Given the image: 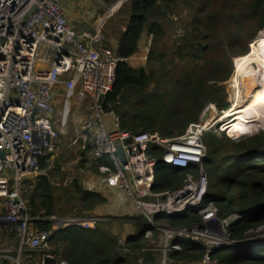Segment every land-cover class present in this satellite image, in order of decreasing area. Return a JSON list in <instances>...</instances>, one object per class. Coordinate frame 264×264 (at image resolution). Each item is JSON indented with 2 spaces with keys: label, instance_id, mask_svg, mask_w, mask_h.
I'll return each instance as SVG.
<instances>
[{
  "label": "built area",
  "instance_id": "1",
  "mask_svg": "<svg viewBox=\"0 0 264 264\" xmlns=\"http://www.w3.org/2000/svg\"><path fill=\"white\" fill-rule=\"evenodd\" d=\"M74 1L0 0V264H68L59 250L53 253L56 231L71 227L93 231L111 220L130 218L113 219L90 212L58 217L32 214L31 182L39 174L40 159L48 157L55 141L65 134L72 102L86 105L91 115L78 134L83 137L82 149L87 144L91 147L87 162L98 168L103 185L121 191L130 200L134 215L140 217L138 233L145 242L154 244L153 235H158L156 245L139 249L137 264H146L148 256L156 258L155 264H182L172 256L185 252L187 244L203 251L198 264H220L212 257L219 249L263 244L264 229H260L264 226L249 231L245 240L235 241L229 229L242 217L233 214L219 219L212 203L199 209L198 220L186 226L174 227L160 218L180 217L202 204L209 183L203 167L207 148L202 136L214 125L202 124L203 111L198 123L190 124L183 135L172 139L156 132L131 134L120 130L118 116L104 108V99L122 59L100 32L101 26L76 31L67 14V5ZM59 95L57 132L51 119ZM100 97L102 105L98 103ZM209 109L216 112L214 106ZM106 118H110V127ZM224 128L219 131L225 132ZM150 145L162 148L161 161L166 165L186 168L194 164L196 172L185 174L180 186L172 191L152 192L156 161L147 155ZM120 147L125 163L117 154ZM103 160L109 164H100ZM253 234L257 236L253 238ZM117 241L115 253L124 255L119 256L129 264L127 258L135 254L133 241L122 236ZM24 255L29 256L25 262Z\"/></svg>",
  "mask_w": 264,
  "mask_h": 264
},
{
  "label": "trees",
  "instance_id": "2",
  "mask_svg": "<svg viewBox=\"0 0 264 264\" xmlns=\"http://www.w3.org/2000/svg\"><path fill=\"white\" fill-rule=\"evenodd\" d=\"M177 1L131 0L129 3L128 25L115 50L122 61L117 63L115 81L104 99V108L113 110L118 116L120 130L131 134L156 132L164 139H172L183 135L190 124L198 123L208 103L226 109L223 83L232 75L235 60L249 53V44L256 33L253 42L259 34L264 38V0H192L196 4H192L188 23L190 38L183 49L191 57L195 69L183 71L161 85L155 80L154 71L134 69L128 60L137 55L141 36L146 32L151 37L147 65L161 62V54L153 56L161 29L156 18L164 17L169 6ZM189 2L183 0L187 5ZM232 58H235L233 66ZM202 140L207 148L203 161L209 178L206 197L188 214L160 218L174 227L186 226L198 220L199 209L212 203L219 219L233 214L242 216L229 231L235 241H243L249 231L264 226V133H253L238 142L204 133ZM162 154L158 146L147 148V155L156 161L152 192L164 193L178 188L185 174L196 169L194 164L186 168L166 165L161 161ZM48 161L49 156L40 159V171L46 170ZM72 187L83 212L105 203L98 193L85 191L77 183ZM53 192L50 179L40 175L31 194L32 214H37L33 208L37 204L44 209L43 216L54 215ZM107 225L100 224L93 231L78 227L56 231L52 239L53 253L59 250L68 264H125L114 251V237L103 229ZM142 240L140 234L132 240L133 252L139 251ZM189 250L195 254L187 253ZM184 251L176 257L199 260L203 253L194 246L185 247ZM212 257L220 264H264V244L225 247L215 251Z\"/></svg>",
  "mask_w": 264,
  "mask_h": 264
},
{
  "label": "rangeland",
  "instance_id": "3",
  "mask_svg": "<svg viewBox=\"0 0 264 264\" xmlns=\"http://www.w3.org/2000/svg\"><path fill=\"white\" fill-rule=\"evenodd\" d=\"M116 1L118 0H89L88 2H81L79 0H75L74 3L71 5L70 9L67 10L68 11L70 10L72 13H75L72 14L71 16L72 18L75 19L73 25L76 31L79 32L82 29L92 31V29H98L99 26H101L100 32L108 40L110 47L114 49L118 45L120 41L119 39H121L122 32L125 30L126 26L128 25V17H129L128 8L131 0H124L117 10L109 13L110 7ZM194 3L196 4V2L190 0V2L187 5L183 3V0H179L174 5L169 6L170 10L166 13L164 17L156 18V21L159 22L161 29H160V37L158 38V41L154 48L155 50L153 52V56H156L157 54H161L162 55L161 62L158 63L151 62L150 65L152 66L147 65V56L151 42L147 43L145 41V38L143 39L142 37V39L139 42V46H138L139 50L137 55L132 59L128 60L129 66L134 69H145L147 73H149L150 71H154L156 73L155 80L160 81L161 85H164L167 81L175 79L183 71L192 72L195 69V64L191 62V57L188 54H185V50L183 49V46L190 38L188 34V32L190 31V27L188 26V23L190 21V17L193 11L192 4ZM259 35L257 36L254 42L253 40L255 39V37L252 40L251 44H249V53L245 57L235 60V68L233 67V73L230 76L229 80H231L235 75V70L237 69V67L243 66L245 64L254 61L253 57L251 56L252 47L258 46L257 44L259 41L264 42V38H260ZM148 39L151 41L150 36L148 37ZM235 58H232V66ZM257 80H258L257 77H255L253 79V82ZM232 82L235 81L233 80ZM253 82L249 81L250 84L248 83L249 86L245 94H247L248 91H251V89L254 87ZM223 85L225 86V83H223ZM152 86L154 87V84H152ZM224 86H223L225 91L224 94H226V88ZM227 86H229L228 88L230 89V92L229 94H226L225 101L228 104V107H230L233 105L234 102H236L233 101L232 99L234 95L233 90L235 92L236 85L228 84ZM61 99L62 98L59 95L58 105L56 106V111L52 115V119H51L53 129L57 132H59L60 129L59 116H60ZM209 106H214L216 112H213L211 109L207 110ZM81 107L82 105H75L72 102L70 116L67 119L66 127L64 130L65 134L59 136V138L55 141V148L53 152L48 155L49 164H50L49 168L51 169L49 174H50V179L53 185L55 186L54 194L56 198V202L54 205L55 212L54 215L52 216H56V217L68 216L70 214H74V213L77 214L79 212L83 213V210H81L79 206L80 202L78 196H76V193H74V188L71 187V184L73 182L69 183V181L75 178L78 180V182L81 181L82 174L85 173L88 167V165L86 166L87 163L86 158L84 160L85 162L83 163L76 159V157L80 158V156L81 157L83 156L80 155V151H79L82 150L80 147L81 145H83V141L79 137H76V139H73L72 141V138L76 136L74 131L75 127L80 128L82 124V122L78 123L79 118L78 116L73 114V109L75 108L80 109ZM203 111L205 112L204 117L209 116L216 118L219 115L221 109H219L216 106V104L208 103ZM105 121L107 120L105 119ZM228 123H229L228 121L218 123L214 125V127L207 133L217 137L220 140L223 139L224 137H227L233 141L234 139L240 141L246 137H249L253 133L254 134L258 132L264 133V130L258 128L257 127L258 124L254 123L249 125V127L246 128L245 132L240 137L238 136L236 138H233L230 137L229 135L232 134L234 130L232 128H229ZM107 125L110 127L109 124ZM221 126H225L224 131L227 133L229 137L226 135L225 132L222 133L219 131ZM87 138L90 139V136H87ZM74 141H76L75 144H72V142ZM76 146L79 147V150L76 149L77 148ZM77 185L78 187L81 186L80 184ZM33 208L37 214L42 215L44 213V209L42 207L39 208L37 204L34 205ZM113 212L114 210H112L109 214H105V215L113 219L116 218L115 216L130 217L125 220H119V221L111 220L110 223H108L107 227L103 228L109 235H112L114 237L115 247L117 246L118 243L117 239L120 238V236L126 237L129 240H134L136 237H138L137 235L139 232L138 222L140 220V217L138 215L135 216L134 211L133 213L130 214H120L122 216L116 214L115 216H113ZM136 217H139V219H136ZM262 229L264 228H261L260 230ZM252 236L254 238L255 236H257V234H253ZM157 239H158V235L155 234L152 238V241H155L154 244H149L142 240V243L140 244L141 249L143 248V246L151 247L156 245ZM252 245H260V244L254 243ZM54 249L55 246L52 245V250ZM242 249H246V248L242 247ZM134 253L135 254H132L133 257L127 258L129 264H137V260L141 256L139 251ZM187 253H191V252H187ZM191 254H195V251L192 252ZM121 256L125 257L124 255ZM28 258L29 256L24 255L23 261L25 262ZM172 258H175L177 262L181 261L182 264H198V261L200 260V258L199 260H195V259H190L188 257L185 258L183 256L181 258L172 256ZM155 263H156V258L154 260L151 256L147 257L146 264H155Z\"/></svg>",
  "mask_w": 264,
  "mask_h": 264
},
{
  "label": "bare ground",
  "instance_id": "4",
  "mask_svg": "<svg viewBox=\"0 0 264 264\" xmlns=\"http://www.w3.org/2000/svg\"><path fill=\"white\" fill-rule=\"evenodd\" d=\"M123 1L124 0L116 1L114 5L110 7L109 13L117 10ZM257 45L258 46L252 47L251 51V56L254 61L237 67L235 70L233 78L236 85L235 88L238 91V96H235L234 94L232 99L236 102L216 118L209 116L204 117V120L202 121L203 125L213 126L228 121V124H230L229 128L234 130L229 136L233 138L240 136L251 124L257 123V127H264V43L259 41ZM252 64H254L255 67H253ZM255 77H257L258 80L253 82ZM238 79L242 85H244L245 90L248 89L250 84L249 81L254 83V87L251 91H248L247 94H245V91L243 92L240 88ZM69 116L70 114L67 118H69ZM192 246L193 245L187 244L186 247L191 249Z\"/></svg>",
  "mask_w": 264,
  "mask_h": 264
},
{
  "label": "crops",
  "instance_id": "5",
  "mask_svg": "<svg viewBox=\"0 0 264 264\" xmlns=\"http://www.w3.org/2000/svg\"><path fill=\"white\" fill-rule=\"evenodd\" d=\"M70 7H71V5L70 6L67 5V9H70ZM67 14H68V17L70 19H72L73 22H74L75 19L72 18L71 15L72 14H75V13H72L70 10L69 11L67 10ZM142 37H143V39L145 38V41L147 43L148 42L149 43L151 42L148 39L149 36L147 35L146 32H143V34L141 36V39H142ZM116 48H117V46L114 49L112 48L114 50V52H115ZM252 66H254V64H252ZM233 80H234V78H232L231 81L228 80L227 82H225V86L224 87L226 88V94H229V92H230V89L228 88L229 86H227V85L228 84H234V82H232ZM238 82L240 84L241 90H243V92L244 91L246 92L247 90H245L244 85H242V83L240 82L239 79H238ZM233 94H235V96H237L238 95V91L235 89V92H234V90H233ZM226 110L227 109H225L224 111H226ZM73 114L76 115V116H78V118H79L78 123H81L82 122L81 126L83 125L84 122H89L91 120V115H90V113H89L86 105H82V107L80 109H77V108L73 109ZM106 120H107L106 121L107 124H110V118H106ZM258 128H260V127H258ZM260 129H263L264 130V127H261ZM79 130H80L79 127H75V130L74 131H75V135L76 136L74 138H72V141H73V139H76V137H78ZM87 136H91V133L89 132L87 134ZM79 138L83 141V137H79ZM83 146H84V144L81 145L80 148L82 149ZM86 147L87 148H84L82 150H79V147L76 148V149H78L80 151V155H83L82 157L80 156V158L76 157V159L79 160V161H81L82 163L85 162L84 161L85 158L86 159L88 158V155H89L90 150H91V147H89L88 144L86 145ZM88 149H89V151H88ZM87 163H86V166L88 165V167H87V170L85 171V173L82 174V180L78 182V180L75 178V179L69 181V183L73 182L71 184V187H72L73 184L75 182H77V184H80L81 185V186L80 185L79 186L82 187L83 190H85V191H92V192L98 193L101 196H103V198L105 199V203H103V204L95 207L93 210H91L89 212L90 213H93V214H96V215H105V214H109L112 210H114L113 216H115V214L116 215H119V216H122L120 214H130V213H133L132 205L129 202L130 200L128 201L127 198L123 195V193L121 191H119L117 189H114V188H109V187L103 185L101 183L102 176H101L100 171L98 170V168L95 165H93V164H89V163L87 164ZM105 163H106V160H103V161H101L100 164L105 165ZM49 165L50 164H49V161H48V166H47L46 170H44V171H40L39 170V174L31 182L33 189H34L35 184L37 182V179H38V177L40 175H46L50 179V174L49 173H50V170L51 169L49 168L50 167ZM50 181H51V179H50ZM51 183H52V181H51ZM52 185H53V183H52ZM53 187H54V190H55V186L54 185H53ZM54 196H55V194H54ZM55 201H56V198H55ZM84 212H87V211H84Z\"/></svg>",
  "mask_w": 264,
  "mask_h": 264
},
{
  "label": "water",
  "instance_id": "6",
  "mask_svg": "<svg viewBox=\"0 0 264 264\" xmlns=\"http://www.w3.org/2000/svg\"><path fill=\"white\" fill-rule=\"evenodd\" d=\"M103 99H102V97H100L99 98V101H98V103L100 104V105H102V101ZM126 143H129V141H126ZM117 154H118V156H119V158H120V161L122 162V163H125V155H124V152H123V150H122V148L120 147V148H118V152H117ZM0 156L2 157V153H0ZM137 219H139V217H137ZM264 244V243H263Z\"/></svg>",
  "mask_w": 264,
  "mask_h": 264
}]
</instances>
